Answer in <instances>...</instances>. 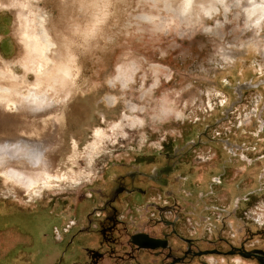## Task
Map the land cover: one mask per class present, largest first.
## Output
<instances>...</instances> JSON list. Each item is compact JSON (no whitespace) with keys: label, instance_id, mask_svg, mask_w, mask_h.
<instances>
[{"label":"rangeland","instance_id":"rangeland-1","mask_svg":"<svg viewBox=\"0 0 264 264\" xmlns=\"http://www.w3.org/2000/svg\"><path fill=\"white\" fill-rule=\"evenodd\" d=\"M21 1L33 14L32 30L38 32L43 19L54 44L39 76L75 54L77 88L61 127L74 164L71 179L32 198H20L0 175V264H87L88 251L103 254L100 264H151L148 253L134 252L130 238L151 232L154 210L139 209L134 202L114 205L125 224L112 235V247L95 228L110 213L106 201L117 179L143 167L149 172L146 164L162 161L160 152L181 158L192 151L188 159L197 170L211 168L214 163L207 162L216 154L222 160L218 174L232 160L228 151L239 150L223 187H213L216 197L204 201L206 207L218 205L222 215L193 220L185 209L188 201L180 197L159 205L177 204L183 237L202 241L215 226L229 244L264 252V19L259 24L256 15L244 14L246 0H216L208 16L192 12L186 22L178 0H114L104 20L101 0ZM21 41L15 10H0V72L10 78H0V86L36 82L35 72L25 70L28 53ZM119 66L131 75L125 85L110 83ZM108 95L115 97L112 105ZM76 108L87 116L74 113ZM96 131L104 137L95 148ZM79 133L80 142L72 148L71 136ZM180 168L188 177L185 165ZM188 184L177 190L190 192ZM250 192L254 199L226 217ZM219 218L225 219L223 227ZM169 241L181 255L182 243ZM214 264L260 263L233 255L216 257Z\"/></svg>","mask_w":264,"mask_h":264},{"label":"bare ground","instance_id":"bare-ground-1","mask_svg":"<svg viewBox=\"0 0 264 264\" xmlns=\"http://www.w3.org/2000/svg\"><path fill=\"white\" fill-rule=\"evenodd\" d=\"M113 1L101 0L99 3L102 20L106 18ZM215 1L178 0L181 21L186 22L192 12L208 16V12L214 10ZM246 3L244 14L248 17L256 15L257 22L264 19V0H246ZM4 8L15 10L17 31L28 53L24 67L27 72H35L36 82L31 86L16 82L0 86V175L20 198H32L41 192L54 191L71 179L69 173L73 171V153L62 138L61 127L67 120L66 114L71 111L69 109L77 88L76 59L75 54H67L53 72L39 76V66L49 61L46 52L54 46L46 32L44 20L39 21L40 30L35 32L32 30L33 14L21 0H0V10ZM118 68L116 78L110 83L117 81L125 85L131 75L123 67ZM0 78L8 79V72H0ZM105 99L108 105H112L115 97L108 95ZM74 113L87 116L84 110L78 108ZM101 116L105 118L103 114ZM110 125L111 128L116 127L115 123ZM81 134L71 136L72 148L80 142ZM103 134L94 132L95 148L102 142Z\"/></svg>","mask_w":264,"mask_h":264},{"label":"flooded vegetation","instance_id":"flooded-vegetation-1","mask_svg":"<svg viewBox=\"0 0 264 264\" xmlns=\"http://www.w3.org/2000/svg\"><path fill=\"white\" fill-rule=\"evenodd\" d=\"M229 143H227L228 145ZM188 151L186 157H178L177 155L170 154L168 152L159 154L162 161L151 160L148 164L151 166L150 171L147 172L143 167L141 170L131 172L127 175L119 177L117 179V185L115 186L112 196L106 201V208L110 211L104 216L103 221L97 225L95 229H99L101 240L108 246H113L115 241L112 235L117 232L119 226H123L124 221L119 219L118 209L114 206L119 201H126L127 204L137 203L139 209L154 210L152 212L151 218L149 220L153 221L154 225L151 232L140 231L135 235L143 234L150 238L159 240V246L154 249L144 248V241H140L141 246L137 247L133 245L134 252L136 253H148L151 257V264H192L197 261V264H214L215 258L226 256L231 257L237 255L238 258L245 260H256L260 264H264V252L259 249H250L246 245H233L229 244L224 237L221 236V229L219 231L215 230V226L209 229V233L206 234L205 239L198 241L190 237H183L178 233V222L181 219L180 210L176 205H159L162 201H178L179 197L186 199L185 209L189 212L188 217L196 220V217L200 215L201 219L205 217H210V219L216 218V215H222L223 209L218 205L213 206L209 203L210 207H206L207 197H216L217 192L214 191L213 187L221 188L223 187V182H226L232 168L230 165L234 160L238 159L240 154L239 150L230 149L228 153L231 155L232 160L227 161L226 166L218 174H214L218 169L217 164L220 165L222 160L215 154L209 162L214 163L212 167L215 168H201L197 170L191 163V159H188ZM244 154V152H241ZM153 156V155H151ZM187 158L186 160H184ZM217 159V160H216ZM185 165V172L188 177L183 178L180 173H182L179 165ZM180 172V173H179ZM215 175V176H213ZM189 183L187 185L190 192H181L177 190V187L183 184ZM211 190L206 194V189ZM202 188V191L198 193V189ZM229 195V194H228ZM126 197V199H123ZM254 199V193L250 192L247 194V198L244 201L237 199L235 201V210L228 212L226 217L230 215L238 214V206L240 203L248 204ZM204 203V204H203ZM101 212V211H100ZM220 220V218H219ZM225 219L219 221V224L223 227L225 224ZM91 223V222H90ZM93 224H90L92 227ZM164 229L165 232L157 235L155 230ZM219 237L217 241L213 239L216 234ZM134 236V235H133ZM132 237V236H131ZM171 238H176L182 243L181 255H176L174 247L170 243ZM131 242V238H130ZM203 244V247L199 245ZM216 243H223L226 246V250H221L216 247ZM253 247V246H252ZM88 263L87 264H100L99 261L103 259V254L95 251H88ZM134 258V255H132ZM207 259V261H206Z\"/></svg>","mask_w":264,"mask_h":264},{"label":"water","instance_id":"water-1","mask_svg":"<svg viewBox=\"0 0 264 264\" xmlns=\"http://www.w3.org/2000/svg\"><path fill=\"white\" fill-rule=\"evenodd\" d=\"M140 241H144V248H150V249H154L157 246H159L160 241L150 238L146 235L143 234H138V235H134L131 237V243L137 247H140Z\"/></svg>","mask_w":264,"mask_h":264}]
</instances>
